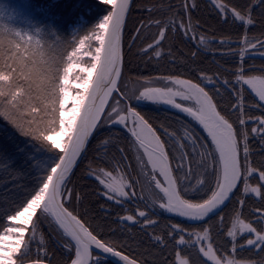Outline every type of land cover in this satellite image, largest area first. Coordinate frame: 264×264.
Returning <instances> with one entry per match:
<instances>
[{
    "label": "snow or ice",
    "instance_id": "1",
    "mask_svg": "<svg viewBox=\"0 0 264 264\" xmlns=\"http://www.w3.org/2000/svg\"><path fill=\"white\" fill-rule=\"evenodd\" d=\"M101 2L110 5L111 10L99 20L89 35L79 39L78 48H74L67 56L62 74L57 58L45 52V48H48V52L52 49L43 41L53 33L40 27L18 29L0 25V52L7 49L10 53L7 60L0 63V116L8 119L22 136L36 142L38 150L46 156V159L37 161L34 166L39 175L33 188L26 193L30 198H26V202L22 204L14 205V213L6 216V223H14L7 227L0 224V264H17L18 255L29 254L31 244L37 240L38 225L42 219L55 224L58 231L62 230L65 237L74 241V245L71 242L63 245L69 251L73 246L75 248V258L71 260V264H90V261L91 264H100V258L107 256H111L115 264H136L134 259L117 251L114 245L98 239L64 206L73 196V190L67 187L68 173L77 158L86 151L93 131L104 124L122 126L134 138L129 150L136 153L138 174L153 186L156 199L146 196L139 180L134 183L121 176L117 181L112 171L92 168L90 165L88 175L103 186L101 195L118 205L133 199L143 201L149 212L158 207L164 212L200 224L199 230L189 231L179 223H172L168 226L170 230L167 235L170 239H175L178 235L177 246H199V253L213 264H252L227 257L222 261L217 257L213 250L215 240L212 231L215 229L219 235L224 228L225 217L219 215L217 221H211V217L217 216L221 207L239 192V207L232 211L226 238H230L233 252L245 247L264 251V211L256 209L254 219L241 218L246 198H259L264 202V160L253 165L248 145L249 134L244 127L246 120L243 118L241 92L234 91L237 102L231 105L238 113L236 123L239 130L217 111V105L203 87L178 76L145 78L138 82L143 90L138 95L127 96L118 85L124 65L122 30L130 0ZM191 7L194 8L195 4L192 3ZM215 7L225 18L231 13L235 20L245 25L253 23L251 18L246 19L245 15L234 8L229 9L225 4H216ZM188 9L189 4L185 3L183 11L187 13ZM165 27L173 32L181 30L186 37L196 41V25L190 21L185 25L183 21L170 20L165 23ZM139 32L138 28L137 33ZM165 35V28H161L159 39L144 52L159 48ZM136 38L133 36V40ZM86 41L88 49L85 47ZM93 41L97 45L94 48L91 47ZM207 42L201 36L198 44L204 45ZM220 43L225 42L222 40ZM258 43L260 47H264V41ZM255 47L256 45H250L249 50ZM81 50L90 57V66L74 59ZM154 54L156 57L161 56L160 51H155ZM240 58L244 59L243 49ZM74 73L77 74L73 80ZM200 79L207 83L214 82L212 77L205 78L203 74ZM155 83L163 86H148ZM222 83H243L258 95L260 101H264V78L245 77L242 65L234 82L225 79ZM216 91L218 93L219 90ZM113 93L119 94L125 103L122 105L121 99L115 98ZM109 98L114 100L113 104L108 103ZM177 98L180 102H177ZM128 101L134 102L137 107L146 103H162L179 110L202 126L211 139V147L203 143L190 128L185 127L184 134L177 137L176 133L169 132L164 125H160L163 134L170 141L166 145L157 135L156 129ZM185 102H191L192 106H185ZM106 106L110 108L109 111L105 110ZM256 120L260 126L253 127L251 132L264 134V118ZM261 139L264 140V136ZM108 145L109 139H105L97 146L103 153L99 158L107 157ZM118 151L121 159L127 160L125 149L118 148ZM169 153L174 164H170ZM116 167L114 164L113 168ZM157 176L162 177V180ZM253 177L257 179L255 186L250 183ZM135 185H140L139 193ZM157 189L159 191L155 192ZM207 193L210 195L203 199L185 198L189 194L203 196ZM75 198L77 201L81 200L80 194L76 193ZM149 212L137 208L135 215L127 214L118 219L122 222L140 223L142 218L144 226L154 225L157 221L150 218ZM4 215L5 213H0V217ZM206 220L208 223L204 224ZM186 235L188 240L185 239ZM245 236L251 238L246 239L244 244H238V239ZM153 238L156 243L166 246L162 236ZM39 242L41 248L38 254L47 256L42 234ZM93 246L100 252V256L96 258L92 256ZM176 259L178 264H189L188 259L183 258L179 252ZM33 264H43V261L38 259Z\"/></svg>",
    "mask_w": 264,
    "mask_h": 264
},
{
    "label": "rangeland",
    "instance_id": "2",
    "mask_svg": "<svg viewBox=\"0 0 264 264\" xmlns=\"http://www.w3.org/2000/svg\"><path fill=\"white\" fill-rule=\"evenodd\" d=\"M95 1L103 5L104 8L100 7L101 11L99 15H96L95 13L94 15L96 16L95 21H93L90 27L86 29V31L83 30V33H81V29H83V26L85 24L79 23L78 25H76V27L72 28V33H71L72 37L69 38V43L67 44L68 46L64 47L63 44L62 45L59 44L58 46L55 47L57 62L59 61L57 65L61 69V74H62V68L65 62L67 61L68 54L72 52L74 48H78L79 39L89 35V33L96 26L99 20L104 15H106L108 11L111 10L110 5L102 4L101 0H95ZM43 3H45L44 0H0V11L4 15L6 14L5 17L7 16L8 18L14 20L15 22H19V21L32 22V21L41 20V22L48 24L50 30H53L52 28L53 22L55 21L56 17L59 16L60 11L56 8L51 7L50 5H48L47 7L46 5H43ZM185 3L189 4V9L187 13L183 11V5ZM192 3L195 4L194 8L191 7ZM259 3L260 0H254L253 4L251 5V9H257L258 8L257 5H259ZM216 4H223V3L220 2L219 0H159L158 4H155L153 6L150 5V6L142 7L141 10L146 11L149 14L144 15L141 13L140 16L138 17L139 19L138 22L136 21V18L131 19L132 22V23L130 22L131 32L129 30L128 32L130 34L128 35V32L126 34V31H127L128 18L132 10L131 7L125 25V32L122 43V47H123L122 51L124 53V65H123L122 79L118 85L120 87L121 92H124L127 96H131L133 94L138 95L139 91L143 90V88L141 87V83L138 82H142L145 78L177 77L178 75L149 74L148 76H144L142 78H130L127 76L126 74L127 72H124V70L126 67L128 68V65L130 66V62L132 58H134V60H138L136 61L138 70L141 67V63L140 65L138 64L140 61H143V63L150 62L156 70L158 69L157 67L160 64H161L160 67L163 66V60H168L175 63L181 61L180 58L179 61H177L176 60L177 57L174 55V53L167 50L168 48L167 44L164 43L165 39L160 43L159 48L148 50L147 53H145L144 50L148 49L149 45L154 44L155 41L159 39V32L161 28H165V34H167V30L169 28L165 27V23L170 20L183 21L185 25H187L190 21L193 25H196L198 29V27H200V22L198 24V22L196 23L192 21V18L190 16L194 10L201 12V15L204 14L206 10L214 14V18L216 21L220 22V20H222V23L228 22L227 17L225 18V16H223L219 12L218 8L215 7ZM227 15L228 17H231L234 20V23L238 25H240L241 23L243 24V22L235 20L232 17L231 13ZM245 16L246 19L247 18L252 19V13L247 14ZM201 20L207 24L208 20H206L205 16L202 15ZM158 22H159V26H157ZM253 23L251 25L244 24L245 29L242 40V47L238 52L240 54L241 50L242 49L244 50V59L241 60L242 61L241 63H243L245 58H247L248 56L262 57L264 60V47H260L258 43V41H264V37H263L264 33H262L261 35H254V36L250 35V33L253 31L251 29V27L254 26ZM80 25L81 28L79 27ZM196 27L194 29L195 35H197L198 33L199 39L201 36L204 37L203 33L199 32V30H196ZM138 28L140 29L139 33H137ZM178 31H180L181 37L185 41H189V39H191L190 37H186L181 30H177V32ZM126 35L127 37H129L127 38V40H126ZM133 36H136L137 38L133 40ZM207 39L209 38L207 37ZM222 40L224 42L229 41V39L227 38L226 39L222 38L219 41ZM126 41H127V48L125 46ZM129 45H131V47H129ZM250 45H256V47L249 50ZM95 46L97 45L93 41L91 47L94 48ZM85 47L86 49H88L87 41ZM155 51H160L161 56L156 57L154 54ZM126 52H128V60L126 59ZM9 55L10 53L7 51V49H5L3 52H0V63H4ZM236 56L240 58V55L237 54ZM74 59H76L78 63H82L85 66H90L89 65L90 57L84 55V50L79 51L77 53V57H74ZM263 72L264 71L261 70L259 71V73H254V74L251 73L249 76L264 78V74H262ZM76 74L77 73L73 74L72 77L73 80L75 79ZM244 76L248 77V75H244ZM178 77H180L181 79L191 80L185 76H182V74ZM192 82L196 83L195 81ZM196 84H199L201 87L205 89L206 92H208L203 85H201L198 82ZM148 86L162 87L163 84L155 83ZM239 87H240V92L242 94V103L244 105L243 118L246 120V124L244 127H247L248 123L252 124L253 127H259L260 125L257 122L256 118H264V101H260L258 95H256V93L249 86L240 83ZM243 88H246L249 91V94L252 96L251 98L253 100V103L250 106L260 111L254 113L256 115L253 117L246 116V108H245L246 92L244 91ZM73 91H75V89H73ZM114 97L117 99H121L122 105L125 103V100L121 98L119 94L115 93ZM254 100L256 101L258 100L259 105H257L254 102ZM177 101L180 102L179 98H177ZM236 101H237V97H236ZM113 103L114 100L112 99L110 104ZM128 103H131V106L133 107H137L136 104L132 101H128ZM213 103L217 105V103L214 100ZM185 105L192 106V103L185 102ZM109 110L110 108H107L106 111ZM217 110L222 115H224L220 111L218 105H217ZM137 111H139L145 117V119L148 120V122L152 125V127L156 129L157 135L160 136L161 140L164 141L166 145L169 144L170 141H168L167 137L163 134V129L160 128V125H164V127L167 128L169 132L176 133L177 137L182 136L184 134L185 127L190 128L194 132V134L201 139L203 143L208 144L209 147H211L210 140L201 131V129L192 120H190L189 118H187L182 114L172 112L170 110L163 108L161 105L154 103L143 104L140 107H137ZM237 116L238 113L234 118L235 121L237 119ZM225 117L228 118L227 116ZM229 121L232 122L230 119ZM251 134L255 135L257 139H259L260 136H264V134H260V135L253 133ZM105 139H109V145L107 146L108 155L106 158L101 159L99 158V156L103 155V153L99 151L97 146L100 144L101 141ZM133 139L134 138L131 137V134L127 131V129L122 127L119 128L117 126L110 124H104L103 126L98 127L96 130H94L92 136L89 138L88 144L86 146V151L82 153V157L80 161L68 176L67 187L73 190V196L68 202L65 203L66 206L72 212H74L80 219H82V221L86 224L89 230L92 231L94 235H97L98 239L103 240L100 236H103L106 239L112 238L111 236L112 234L118 236L127 235V237L134 242L132 246H135L134 248L135 256H132L130 253H126L120 250L115 246L114 242H108L107 240H103V241H105L106 243H110L111 245H114L117 250L122 251L125 255H128L131 259H134L140 264H178V261L176 259V254L178 252L183 258L188 259L189 264H205V262H207V264H213L212 261H208L206 257H203L202 253H199L198 250L199 246H197L196 248H190L187 246H177V241L179 239L178 235L175 237V239H170L167 235L168 231L170 230L168 226L172 223H179L185 228H187L189 231H192L194 229L199 230V228L201 227L200 224L190 223L188 222L187 219L179 217L172 213L164 212L158 207L154 209L152 212H149V209L145 206V203L143 201H139L136 199L125 202L123 205H118L114 201H109L106 199V197L101 195V193L104 191L103 186H101L93 176L88 175L89 166L91 165L92 168H96V169L103 168L106 171H112L113 175L117 178V181H119V178L121 176H123L125 180H131L134 183L135 181L139 180L141 184H143L144 186L146 196H149L151 199H156L153 192V186L147 183L146 178L138 174L139 169L136 163V153L129 150L130 144ZM181 142L183 143V141ZM248 145L250 149V136H248ZM118 148L125 149L127 160L121 159ZM113 157H115L114 160L112 159ZM169 158L171 164H174L175 162L172 161L171 159V153H169ZM256 161L259 162V160ZM114 164L117 166L115 169L113 168ZM175 175L176 173L175 171H173V176ZM157 178L162 180V177L157 176ZM193 184H195V181H193ZM251 184L255 186L256 183H251ZM135 186L137 192L139 193L140 185H135ZM239 187H242V185ZM158 191H159L158 189L155 190V192ZM76 193L80 194L81 200L79 201L76 200L75 198ZM207 195H210V193H207L203 196L189 194L185 198L203 199V198H207ZM239 195L240 193L236 192L235 196L229 201V203H231V201L234 199V202L238 204V201H236L237 200L236 196L239 197ZM251 198L253 197L246 198V202L248 199ZM254 199L258 200L259 198H254ZM228 204L226 206H228ZM137 208H139V210L149 212L150 218L156 220L157 223L150 226H144L142 222V218L140 223H133L127 221L122 222L121 220L118 219V217H122L127 214L135 215ZM224 208H222V210ZM217 215L219 216L220 213H218ZM102 216H104L103 218L108 220L105 222L106 226H104L100 218H97ZM164 217L170 218L169 219L170 221ZM214 217L216 216H213V218ZM253 218L255 217L253 216ZM12 223L14 222H8L6 227L11 226ZM203 223L207 224L208 221L206 220ZM229 226L230 223L229 225L226 226L227 228L225 231V235H224L225 238L223 239V241H225V239L229 241L230 239V238H226V232ZM41 234L44 238V250H46V252L48 253L47 256L38 254L41 248L39 242ZM212 235L214 237V230L212 231ZM154 236H162L164 238L166 246H162L156 243L153 238ZM215 236L219 242L220 241L222 242V239L219 240L216 234ZM185 239L188 240L189 237L186 235ZM238 240H241V238ZM70 242L74 245V241H71L70 237H65L62 233V230L58 231L57 226L55 224H51L49 221L42 219L38 225L37 240L31 244V250L28 255H24V256L18 255L16 257L17 264H22L27 261H33L38 259L42 261H47L51 264H71V260L75 258V248L73 246L72 250L69 251L63 246ZM213 250L215 251L217 257L221 258L222 261L224 258L227 257V258H234L236 260L249 261L252 262V264H255V261H253L251 258L238 259L233 254L230 256L223 255L222 251L216 249L215 243L213 244ZM98 256H100V254L98 253L93 254V258H96ZM100 264H115V263L108 257H101Z\"/></svg>",
    "mask_w": 264,
    "mask_h": 264
},
{
    "label": "trees",
    "instance_id": "3",
    "mask_svg": "<svg viewBox=\"0 0 264 264\" xmlns=\"http://www.w3.org/2000/svg\"><path fill=\"white\" fill-rule=\"evenodd\" d=\"M158 1L159 0L134 1L128 18L126 34L131 28V19L136 18V21L138 22V17L141 13L144 15L149 14L146 11H142V7L150 5L153 6L158 4ZM219 1L227 5L229 9L234 8L243 15L252 13L254 26L251 27L253 31L250 35H261L264 33V0H260L259 5H257V9H251V5L254 0ZM44 2L45 3H43V5H46L47 7L50 5L60 11L59 16H57L53 22V30H50L48 24L41 22V20L32 22H15L7 16L5 17L6 14L4 15L1 11L0 25L13 26L18 29L40 27L47 32L53 33L52 35L45 37L43 42H46V44L52 49L48 52V48H45V52H47L48 55L55 57H57L55 52L56 46L59 44H63L64 47L68 46L67 44L69 43V38L72 37V28L76 27L79 23H84L85 25L83 26V29H81V33H83V30L86 31L93 21H95V13L96 15H99L101 11L100 7H103V5L95 0H44ZM202 15L205 16L206 20H208L207 24L201 20ZM202 15L201 12L194 10L190 16L192 21L196 23L198 22V24L200 22V27H198V29L196 27V30L203 33L206 39L207 37L209 38L207 39L208 42L206 44H198V33L196 35V41H193L192 39L185 41L181 37L180 31H176L174 33L168 29L164 43L167 44V50L173 52L177 57L176 60L179 61L180 58L181 61L175 63L163 60V66L160 67L161 64L159 63L160 65L156 70L150 62L143 63V61L139 60L140 62L138 64L140 65L141 63V67L138 70L136 65V61L138 60H134V58H132L130 66L128 65V68L126 67L124 72H127L126 74L130 78H142L144 76H148L149 74H167L178 76L182 74V76H185L196 83H200L207 89L210 96L217 103L220 111L227 116L232 121L234 127L239 130V126L234 119L237 112L232 109L231 105L237 102L236 96L233 93L234 91L240 92V87L235 83L224 85L222 81L226 79L230 82H234L236 80V75L238 74V69H240L241 65L243 66L244 75L249 76L251 73L254 74L259 73L261 70L264 71V60L262 57L248 56L245 58L244 62L241 63V59L236 56L237 54L240 55L238 52L242 47L245 29L244 23L238 25L234 23V20L231 17H228V15V22L222 23V20H220V23L215 20L214 14L206 10ZM79 27L81 28V25ZM129 34L130 33L128 32V35ZM127 38L129 37L126 35V40ZM222 38H227L229 41L221 44L219 40ZM125 46L127 48V41ZM193 53H195V56H193ZM126 59L128 60V52H126ZM57 63H59V61ZM201 74H203L205 78L212 77L214 82L207 83L206 81H202L200 79ZM262 74H264V72ZM216 89L219 90L218 93ZM243 89L246 92V116L253 117L256 115L254 113L259 110L250 106L253 103L251 98L252 96L246 88ZM254 102L259 105L258 100H254ZM252 127V124L248 123L245 128L250 136V151L252 152L251 159L253 165L256 166L261 160H264V140L261 139V136L257 139L255 135L251 134ZM38 147L39 146L36 142L32 141L31 138L22 136L13 127V125L9 123L8 119L0 116V169H2L0 170V213H5L3 217H0V224H5L6 226L8 223H6V216L13 214L16 210L14 205L22 204L23 202H26V198H30V196H26V193L33 188L37 176L39 175L34 166L37 161L46 159V156L38 150ZM256 160H259V162ZM250 182L257 183V179L253 177ZM237 197L238 196H236V199ZM236 207H238V204L234 202L233 199L231 203H229L228 206L220 212V215H224L225 217L224 228L219 232V235H217L216 230L213 229L215 247L217 250L222 251L223 255L230 256L233 254L238 259L251 258L255 261V264H264V251L245 247L243 249L237 248L236 251L233 252L230 239L229 241L226 239L223 241L225 238L224 235L227 228L226 226L229 225L232 211ZM258 208L264 211V202H261L260 199H248L246 205L243 206L242 209V218L247 217L248 219H254V210ZM103 217L104 216L97 218H100L104 226H106L105 222L108 220ZM218 217V215L214 218L212 217L211 221H217ZM169 219L170 218H167V220ZM215 234L219 240L222 239V242L217 240ZM111 236L112 238L109 239H106L103 236L100 237L108 242H114L117 248L135 256V246H132L134 242L131 241L127 235L118 236L112 234ZM248 238L250 237L245 236L241 238V240H238V244H244Z\"/></svg>",
    "mask_w": 264,
    "mask_h": 264
},
{
    "label": "water",
    "instance_id": "4",
    "mask_svg": "<svg viewBox=\"0 0 264 264\" xmlns=\"http://www.w3.org/2000/svg\"><path fill=\"white\" fill-rule=\"evenodd\" d=\"M133 1L134 0H130V6H129V10H128V12H127V14H126V17H125V25H126V22H127V18H128V14H129V12H130V9H131V7H132V4H133ZM124 32H125V26H124V28H123V30H122V43H123V37H124ZM123 48V47H122ZM114 94L115 93H113V96H114ZM98 99H99V97H98ZM97 99V103H98V100ZM111 100H112V98H109V100H108V103L110 104V102H111ZM178 102V101H177ZM159 105H161L163 108H165V109H167V110H170V111H174V112H176V113H179V114H182V115H184V116H186L187 118H189L190 120H192L200 129H201V131L208 137V135H207V132L202 128V126L201 125H199V123L198 122H196V121H194L191 117H189V116H187L186 114H184V113H181L179 110H177V109H175V108H172V107H170L169 105H166V104H162V103H159ZM185 106H187V105H185ZM107 106H106V109L105 110H107ZM218 111V110H217ZM222 115V114H221ZM114 126H116V125H114ZM208 139L210 140V142H211V139H210V137H208ZM81 157H82V154H81V156L79 157V159L76 161V163H75V165L72 167V169H71V171L74 169V167L78 164V162L80 161V159H81ZM170 164H171V162H170ZM70 171V172H71ZM70 172L68 173V176H69V174H70ZM229 203V201H227L226 202V204L224 205V206H222L221 207V210H222V208H224L227 204ZM66 208H68L67 206H66V204L64 205ZM68 210L69 211H71L69 208H68ZM72 212V211H71ZM73 213V215H76L74 212H72ZM77 216V215H76ZM78 217V216H77ZM79 218V217H78ZM80 219V218H79ZM186 219V218H185ZM81 221H82V219H80ZM83 222V221H82ZM188 222H190V223H196V222H193V221H189L188 220ZM84 223V222H83ZM85 224V223H84ZM85 226H86V224H85ZM87 227V226H86ZM117 250V249H116ZM117 251H119V250H117ZM94 253H98V254H100V252H99V250H95V248H94V246H93V250H92V256H93V254ZM108 258H110L113 262H114V259L111 257V256H107ZM130 258V257H129ZM131 259V258H130ZM34 261H36V260H33V261H27V262H24V263H22V264H33V262ZM115 263V262H114ZM43 264H51V263H49V262H47V261H43ZM90 264H91V261H90ZM136 264H140V263H138L137 261H136Z\"/></svg>",
    "mask_w": 264,
    "mask_h": 264
},
{
    "label": "flooded vegetation",
    "instance_id": "5",
    "mask_svg": "<svg viewBox=\"0 0 264 264\" xmlns=\"http://www.w3.org/2000/svg\"><path fill=\"white\" fill-rule=\"evenodd\" d=\"M172 112H174V111H172ZM176 113V112H175ZM179 114V113H178ZM117 127H119V128H121L122 126H119V125H116ZM123 128V127H122Z\"/></svg>",
    "mask_w": 264,
    "mask_h": 264
},
{
    "label": "bare ground",
    "instance_id": "6",
    "mask_svg": "<svg viewBox=\"0 0 264 264\" xmlns=\"http://www.w3.org/2000/svg\"><path fill=\"white\" fill-rule=\"evenodd\" d=\"M98 100H99V99H98ZM98 103H99V101H98ZM78 159H79V157L77 158V160H78ZM77 160H76V161H77Z\"/></svg>",
    "mask_w": 264,
    "mask_h": 264
}]
</instances>
